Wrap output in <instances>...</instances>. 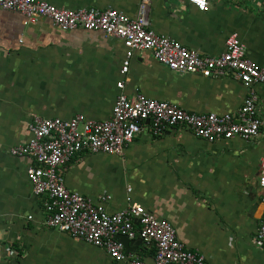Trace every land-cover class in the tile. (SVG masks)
I'll return each mask as SVG.
<instances>
[{"label": "crops", "instance_id": "0c3cea01", "mask_svg": "<svg viewBox=\"0 0 264 264\" xmlns=\"http://www.w3.org/2000/svg\"><path fill=\"white\" fill-rule=\"evenodd\" d=\"M44 1L60 9L114 8L131 18L142 4ZM147 17L156 33L202 56L222 54L228 36L237 33L248 57L264 66V0H210L208 12L188 0H148ZM23 20L21 13L0 8V264H128L46 227L43 198L34 195L27 176L33 161L12 156L10 148L30 139L28 125L36 119L109 118L121 80L130 98L143 94L197 114H235L248 90L231 74L172 72L150 52H136L122 77V40L101 31L64 32L48 18L27 26ZM256 91L264 113V86ZM263 158L264 133L255 142H208L185 128L154 136L146 126L123 156L83 153L62 174L68 189L95 203L104 193L112 195L106 204L111 213L138 203L169 221L185 248L203 254L206 264H264V248L253 242L262 218ZM130 248L154 264L153 247L133 242Z\"/></svg>", "mask_w": 264, "mask_h": 264}, {"label": "built area", "instance_id": "2783aa9c", "mask_svg": "<svg viewBox=\"0 0 264 264\" xmlns=\"http://www.w3.org/2000/svg\"><path fill=\"white\" fill-rule=\"evenodd\" d=\"M188 3L200 12L210 10V0H188ZM0 8L21 13L24 26L48 18L64 32L101 31L122 40L127 50L120 69L122 77L128 74L136 52H150L161 66L172 72L204 78L231 74L248 90V96L235 114H197L143 94L130 98L123 92L125 82L121 80L117 83L119 93L109 118L93 120L80 114L71 120L36 119L28 125L30 139L9 150L14 157H28L33 161L27 168V176L34 195L43 198L46 227L105 250L117 263L145 264L141 257L127 253L116 239L123 234L153 247L154 264H206L203 254L185 248L169 221L156 217L138 203L111 213L106 204L113 199L112 195L104 193L95 203L71 191L62 169L83 153L123 156L125 148L146 126L154 136L181 127L208 142L236 137L257 141L264 133V113L260 112L256 91L257 87L264 86V66L248 57L247 48L237 33L228 36L225 51L217 56H202L197 50L156 33L148 22V0H142L135 18L114 8L60 9L44 0H0ZM258 186L263 192L262 218L253 242L257 248H264V158ZM131 190L129 187L128 192Z\"/></svg>", "mask_w": 264, "mask_h": 264}, {"label": "water", "instance_id": "95a60500", "mask_svg": "<svg viewBox=\"0 0 264 264\" xmlns=\"http://www.w3.org/2000/svg\"><path fill=\"white\" fill-rule=\"evenodd\" d=\"M116 239H117L118 241H120V242L124 245L125 250H126L127 253H130V252L132 251L131 248H130V246H131V244H132L133 242H135V243H137V244H139V243L142 242L141 239L131 240V239H129L126 235H123V234H119V235H117V236H116Z\"/></svg>", "mask_w": 264, "mask_h": 264}]
</instances>
